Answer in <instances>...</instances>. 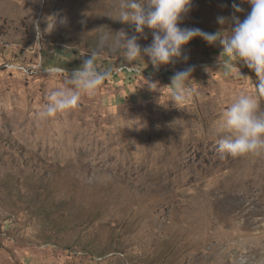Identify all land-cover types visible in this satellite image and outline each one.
Returning <instances> with one entry per match:
<instances>
[{
  "label": "rangeland",
  "instance_id": "obj_1",
  "mask_svg": "<svg viewBox=\"0 0 264 264\" xmlns=\"http://www.w3.org/2000/svg\"><path fill=\"white\" fill-rule=\"evenodd\" d=\"M235 2L244 13L193 0L179 27L229 35L251 10ZM123 3L0 0V264H264V154L222 155L215 132L236 96L256 93L255 73L233 61L225 76L222 45L199 37L158 71L146 56L128 64L121 32L143 48L153 30L122 22ZM92 53L110 78L41 119ZM189 65L191 95L175 104L171 78Z\"/></svg>",
  "mask_w": 264,
  "mask_h": 264
},
{
  "label": "clouds",
  "instance_id": "obj_2",
  "mask_svg": "<svg viewBox=\"0 0 264 264\" xmlns=\"http://www.w3.org/2000/svg\"><path fill=\"white\" fill-rule=\"evenodd\" d=\"M193 0H124L120 10V20L134 24L137 33H143L145 27L153 30L152 43L141 47L137 35L128 36L121 32L117 43L123 48V60L128 64L146 56L155 70L181 58L182 50L194 38H201L210 45L217 41L222 45V54L227 60H220V69L229 76L237 63L243 64L255 73L256 93H241L223 110L215 122V132L220 136L218 148L222 155L242 157L264 154V108L258 96L264 94V0H242L250 5V11L241 20L232 15L230 34L221 36V32L210 33L200 28L179 27L183 17L191 10ZM146 4V7L144 6ZM234 13H244V8L233 0ZM220 25L229 23L228 18L217 17ZM146 38V37H145ZM97 54L92 53L83 64L73 70L64 79L62 87L51 92L49 101L38 113L41 119L54 117L78 107L82 96H93L100 86L110 78L108 70H98ZM187 60V57H183ZM194 66L189 65L176 71L170 86L174 88L172 101L184 103L191 93L185 88L191 79ZM50 72L58 69H50ZM151 85H157L148 80Z\"/></svg>",
  "mask_w": 264,
  "mask_h": 264
},
{
  "label": "bare ground",
  "instance_id": "obj_3",
  "mask_svg": "<svg viewBox=\"0 0 264 264\" xmlns=\"http://www.w3.org/2000/svg\"><path fill=\"white\" fill-rule=\"evenodd\" d=\"M262 250H263V252H262L261 254H263V255H264V247H263V249H262Z\"/></svg>",
  "mask_w": 264,
  "mask_h": 264
}]
</instances>
